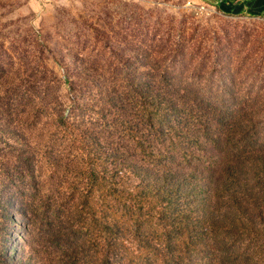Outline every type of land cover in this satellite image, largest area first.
<instances>
[{"label":"rangeland","instance_id":"1","mask_svg":"<svg viewBox=\"0 0 264 264\" xmlns=\"http://www.w3.org/2000/svg\"><path fill=\"white\" fill-rule=\"evenodd\" d=\"M157 87L232 98L256 116L264 149V17L213 0H0V188L17 220L0 249L35 264L43 239L22 213L28 192L81 208L88 151L132 143L122 124L144 128L138 92ZM82 221L73 214L74 228ZM251 239L264 264V232Z\"/></svg>","mask_w":264,"mask_h":264},{"label":"trees","instance_id":"2","mask_svg":"<svg viewBox=\"0 0 264 264\" xmlns=\"http://www.w3.org/2000/svg\"><path fill=\"white\" fill-rule=\"evenodd\" d=\"M163 89L138 92L136 124L144 128L121 127L132 143L88 151L81 208L67 206L71 196L28 192L22 213L30 218L33 211L43 239L29 262L254 264L242 240H260L264 232V149L256 116L237 109L232 98ZM8 193L0 188L5 231L17 223ZM73 214L84 217L77 228ZM0 251V264L22 261L14 248Z\"/></svg>","mask_w":264,"mask_h":264},{"label":"crops","instance_id":"3","mask_svg":"<svg viewBox=\"0 0 264 264\" xmlns=\"http://www.w3.org/2000/svg\"><path fill=\"white\" fill-rule=\"evenodd\" d=\"M216 7L221 11H232L233 13H243L264 17V0H213ZM224 12V11H223Z\"/></svg>","mask_w":264,"mask_h":264}]
</instances>
